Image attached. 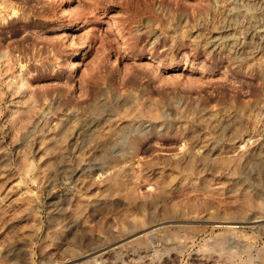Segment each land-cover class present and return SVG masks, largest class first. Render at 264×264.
<instances>
[{"label": "rangeland", "instance_id": "rangeland-1", "mask_svg": "<svg viewBox=\"0 0 264 264\" xmlns=\"http://www.w3.org/2000/svg\"><path fill=\"white\" fill-rule=\"evenodd\" d=\"M0 264H264V0H0Z\"/></svg>", "mask_w": 264, "mask_h": 264}, {"label": "bare ground", "instance_id": "bare-ground-1", "mask_svg": "<svg viewBox=\"0 0 264 264\" xmlns=\"http://www.w3.org/2000/svg\"><path fill=\"white\" fill-rule=\"evenodd\" d=\"M150 232V231H149Z\"/></svg>", "mask_w": 264, "mask_h": 264}]
</instances>
